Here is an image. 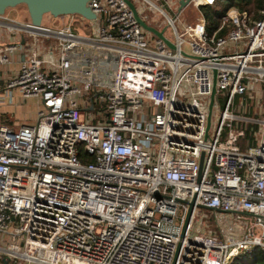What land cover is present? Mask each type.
Here are the masks:
<instances>
[{
    "label": "built area",
    "instance_id": "2783aa9c",
    "mask_svg": "<svg viewBox=\"0 0 264 264\" xmlns=\"http://www.w3.org/2000/svg\"><path fill=\"white\" fill-rule=\"evenodd\" d=\"M129 1L165 17L175 50L123 0H91L96 18L81 28L77 15L6 25L32 37L7 90L39 103L33 123L0 124V264H231L264 252V118L233 108L264 98V11L227 12L209 34L200 8L214 0ZM189 11L197 19L182 22ZM18 49L0 44V71ZM235 122L263 129L255 146L239 148ZM200 210L215 228L194 234Z\"/></svg>",
    "mask_w": 264,
    "mask_h": 264
},
{
    "label": "water",
    "instance_id": "95a60500",
    "mask_svg": "<svg viewBox=\"0 0 264 264\" xmlns=\"http://www.w3.org/2000/svg\"><path fill=\"white\" fill-rule=\"evenodd\" d=\"M91 0H0V16H3L5 12L9 9H13L17 6H24L28 15L29 24L32 27H39L44 20H50L52 18L58 19L60 17L77 15L81 18L92 21L94 20L95 14L88 7V3ZM129 10L131 11L134 19L138 25L147 33L151 34L153 37L160 39L169 49L175 50V45L164 36V29L158 30L155 27L147 24L140 16L135 5L129 0H123ZM189 0H180L179 10L182 9ZM216 92V71L212 70V90L210 95V101L208 105L209 111L212 110L214 103V97ZM210 127V115L207 118L206 128ZM194 204V198L188 203L189 209L186 215L184 226L181 230V237L184 236L187 224L189 222L192 207ZM180 248V243L177 246L175 259L177 257L178 250Z\"/></svg>",
    "mask_w": 264,
    "mask_h": 264
},
{
    "label": "rangeland",
    "instance_id": "374dc122",
    "mask_svg": "<svg viewBox=\"0 0 264 264\" xmlns=\"http://www.w3.org/2000/svg\"><path fill=\"white\" fill-rule=\"evenodd\" d=\"M139 10L142 11L141 13V18L149 25L155 27L158 30H161L163 28L164 29V35L173 40V30L171 27L167 26V22L164 16H162L161 14H159L156 10L152 9V8H148L147 5L145 4H141L139 5ZM15 9H19V10H25L24 6H17L15 7ZM191 10V9H190ZM196 14L195 12L192 13V11L190 12H186L185 14H181V21L186 23L187 22H194L197 18H196ZM171 16H174V14H171ZM65 21H68V17L64 18ZM46 22H48V24L50 26L53 25H61L62 24V20L61 19H50L47 20ZM89 24V21L85 20V19H81L78 20L76 23H74L73 27L74 28H81V27H85ZM178 31L181 33L182 30L180 28V26L178 24H176ZM30 39H32V37H30ZM37 41H42L43 46L46 49V45L47 42L44 40H40V39H36ZM54 42V40H52ZM55 57L58 56L57 52H54ZM7 67V66H5ZM4 70V69H3ZM2 95V91H0V96ZM246 98H240V97H236L233 101V108H234V112L238 115L241 116H246L248 118L251 117H259V118H264V98L257 100L256 105H255V110L253 109V105L249 104L248 101L245 100ZM27 99L26 101V107L29 111H31V113H36L34 107L35 105L30 103ZM251 106V107H250ZM252 109L251 113H248V111ZM254 110V112H253ZM10 115V114H9ZM36 115V114H35ZM18 116V123H24L23 121L26 120L27 121V117L22 118V116L17 113ZM3 118H5L4 116L1 119V123H4ZM6 119V118H5ZM27 123H30V121H27ZM32 123V122H31ZM216 125L215 121H212V127H214ZM9 126L11 129L16 130L17 129V125L15 124V122L13 121V123H9ZM235 127L242 129L243 131V136H242V140H245L247 143V147L249 146H255L258 141L261 139V134H262V128H259L257 126L254 125H249V124H243L241 122H235L234 124ZM210 223L213 228H215V222L213 220L212 214L209 211L206 210H200L198 212V214L196 215L195 219H194V225L193 228L191 230V233L194 234H201V233H208L210 230L205 228V224L206 223Z\"/></svg>",
    "mask_w": 264,
    "mask_h": 264
},
{
    "label": "crops",
    "instance_id": "0c3cea01",
    "mask_svg": "<svg viewBox=\"0 0 264 264\" xmlns=\"http://www.w3.org/2000/svg\"><path fill=\"white\" fill-rule=\"evenodd\" d=\"M179 2L180 0H178V5ZM10 22H17L20 24L29 22L27 12L13 8L7 10L3 16H0V44L11 42L19 46L18 51L12 57V63L5 67L4 70L0 71V91H2V95L0 96V124L10 127L9 123H13L14 121L18 129L23 124L33 123L35 121V113H31V111L27 109V99L21 98L17 90H7V81L17 75L21 62L29 58L28 43L30 42L31 36L23 31H16L12 34L8 33L6 25ZM42 24L49 25L46 20H44ZM29 102L35 105L34 109L37 111L39 102L35 99H31ZM17 113H19L22 118L27 117V121H30V123L24 120V123L19 124ZM3 116L6 119L3 118L4 123H1Z\"/></svg>",
    "mask_w": 264,
    "mask_h": 264
},
{
    "label": "trees",
    "instance_id": "16d2710c",
    "mask_svg": "<svg viewBox=\"0 0 264 264\" xmlns=\"http://www.w3.org/2000/svg\"><path fill=\"white\" fill-rule=\"evenodd\" d=\"M230 11H235L240 15L246 13L252 21L259 20L263 17L261 12L264 11V0H214L212 5L202 6L200 8V13L204 17L207 32L211 34L217 30L221 16ZM225 33L226 31L222 30L219 31L217 35L223 36ZM245 100L253 105V109L255 110V102H257V100ZM251 111L252 109H250L248 113H251ZM238 145L241 150L247 148L245 140L241 139ZM231 264H264V252L259 248L255 249L248 258H236Z\"/></svg>",
    "mask_w": 264,
    "mask_h": 264
}]
</instances>
